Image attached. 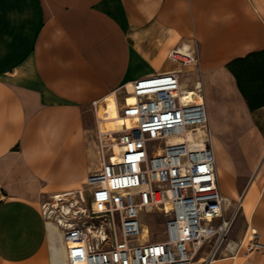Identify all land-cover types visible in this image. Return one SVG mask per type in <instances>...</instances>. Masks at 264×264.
Listing matches in <instances>:
<instances>
[{"label": "crops", "instance_id": "obj_1", "mask_svg": "<svg viewBox=\"0 0 264 264\" xmlns=\"http://www.w3.org/2000/svg\"><path fill=\"white\" fill-rule=\"evenodd\" d=\"M257 11L248 0H0V264H55L38 202L82 188L100 166L99 103L113 93L119 106L133 80L176 68L167 53L184 42L198 55L188 71L203 86L219 189L241 203L242 226L210 264H264V250L237 248L251 226L264 243V106L250 111L225 67L264 48Z\"/></svg>", "mask_w": 264, "mask_h": 264}, {"label": "built area", "instance_id": "obj_2", "mask_svg": "<svg viewBox=\"0 0 264 264\" xmlns=\"http://www.w3.org/2000/svg\"><path fill=\"white\" fill-rule=\"evenodd\" d=\"M167 58L177 67L123 88L118 112L130 126L109 134L98 130L100 166L85 177L86 198L78 189L75 208L71 203L63 214L70 216L59 222L67 264H210L226 239L234 213L223 214L226 198L201 87L184 88L180 78L183 67L198 63L197 51L184 42ZM126 94L135 100L128 103ZM149 142L159 148L151 151ZM142 209L164 216L161 239L146 236ZM245 241L247 251L264 250L254 228L237 248ZM204 246L207 255L201 257Z\"/></svg>", "mask_w": 264, "mask_h": 264}, {"label": "rangeland", "instance_id": "obj_3", "mask_svg": "<svg viewBox=\"0 0 264 264\" xmlns=\"http://www.w3.org/2000/svg\"><path fill=\"white\" fill-rule=\"evenodd\" d=\"M248 2L251 3L252 5H254L255 8L258 9L257 12L259 13V15L262 18H264V0H248ZM165 63L167 66H175L176 65L175 63L171 62L169 59H167V61ZM180 78H181V81L184 85L183 86L184 88L191 89L193 87L195 74L192 72H189L186 67L182 68ZM201 94L204 97V90H203L202 85H201ZM123 95L124 94H121L120 103L122 102ZM218 108H219V105L218 106L214 105L212 108L216 112V115L220 112V110H218ZM208 126H209V124H208ZM250 130L251 131L253 130L252 125L250 126ZM229 140L232 141L231 139H229ZM148 147L151 151H154L156 148H159V144L157 142H149ZM93 161H95V158L93 159ZM97 163H98V160L92 166V169L97 167ZM78 189L70 191V192H72V194H70V195L62 196L61 200H56L55 195H52L50 197H43L38 202V205L41 208V211H42L43 215L45 216V218L48 221H51L56 226L58 225L57 230L61 234H62V228H61L59 222L60 221L63 222L64 220H66L68 218V216H70V215H63L64 212H66L63 209V207L64 208H70L71 207L70 204L73 203V206L75 208L74 198H76V196L78 194ZM81 189H82V194H83L84 198H86V194H87L86 186L83 184ZM73 196H75V197H73ZM239 202H240L239 200H237V201L234 200L230 203L226 202L225 214L231 215L234 213V217H233L234 219H232V223L230 225L226 239L230 235L231 232L238 231V229L242 226V224H241L242 223V215H241V210H240L241 208L238 205ZM82 205H84L83 201H82ZM234 206H236V207L233 210ZM139 218H140V221L142 222V224L144 226L143 231L146 234H148L146 236L149 239L155 240V239H161L162 238V233L164 231V221H165V218L163 215L159 214V216H158L156 211L147 212V211H144L142 209L139 211ZM250 228H253V226H251ZM145 229H147V230L145 231ZM226 239L224 242H226ZM245 243H246V241L243 243L242 250L245 249L244 248Z\"/></svg>", "mask_w": 264, "mask_h": 264}, {"label": "trees", "instance_id": "obj_4", "mask_svg": "<svg viewBox=\"0 0 264 264\" xmlns=\"http://www.w3.org/2000/svg\"><path fill=\"white\" fill-rule=\"evenodd\" d=\"M225 67L233 75L248 109L264 106V48L232 58Z\"/></svg>", "mask_w": 264, "mask_h": 264}, {"label": "bare ground", "instance_id": "obj_5", "mask_svg": "<svg viewBox=\"0 0 264 264\" xmlns=\"http://www.w3.org/2000/svg\"><path fill=\"white\" fill-rule=\"evenodd\" d=\"M198 86L200 87L199 83ZM126 90H130V86L128 88H126ZM126 101L128 103H131L135 100L134 96H132L131 94H126L125 95ZM202 100H203V96H202ZM204 102V100H203ZM96 110V109H95ZM119 106L118 103L115 99V94H110L108 97V101L106 102L104 107L100 106V103L98 105V117L102 118L100 124L101 128L100 131L104 132L106 134H109L110 130H115L120 128L121 124H126L127 126H130V122L127 119L121 118V116L119 115ZM104 124L107 125L108 127L105 128ZM103 126V128H102ZM115 150H117V148L115 147ZM81 189V188H79ZM62 195H56L55 198L56 200H61L62 197H60ZM227 202V200H226ZM63 209L66 211V213L68 212V208H64ZM48 221V220H47ZM48 225L49 228H51L50 230V243H51V254H52V259L54 260L55 264H67L66 260H65V253H64V244L62 241V235L61 233H59V231L57 230V226L55 224H53L51 221H48ZM147 230V229H146Z\"/></svg>", "mask_w": 264, "mask_h": 264}]
</instances>
